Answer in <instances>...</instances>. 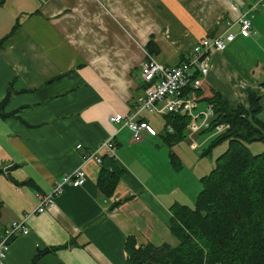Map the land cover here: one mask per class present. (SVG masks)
Masks as SVG:
<instances>
[{
	"label": "crops",
	"instance_id": "1",
	"mask_svg": "<svg viewBox=\"0 0 264 264\" xmlns=\"http://www.w3.org/2000/svg\"><path fill=\"white\" fill-rule=\"evenodd\" d=\"M244 10L251 13L247 36L239 34L238 15ZM222 32L234 38L222 51L209 52L207 74L194 71L198 84H191L190 92L196 94L197 111L213 92L234 106L247 105L248 92L258 90L264 120V0L0 3V101L10 87L2 110L15 111L0 115V234L30 213L28 233L10 242L5 264H30L44 248L54 251L37 264H125L128 236L137 247L177 244L169 230L170 207L194 205L206 169H197L199 161L180 146L175 152L184 151V165L190 159L193 164L173 168L162 114L161 123L146 111L139 115L156 131L139 141L108 115L132 110L144 93L140 68L149 44L158 62L176 66L200 39ZM200 133L205 132L195 139L203 146L207 136ZM111 136L113 162L122 173L106 196L97 185L102 162L83 156ZM101 154L111 157L106 150ZM78 167L87 174L85 183L66 185L52 208L32 212L35 192H50L63 173Z\"/></svg>",
	"mask_w": 264,
	"mask_h": 264
},
{
	"label": "trees",
	"instance_id": "2",
	"mask_svg": "<svg viewBox=\"0 0 264 264\" xmlns=\"http://www.w3.org/2000/svg\"><path fill=\"white\" fill-rule=\"evenodd\" d=\"M148 46L149 53H153L152 45ZM191 88L188 85L184 94ZM10 92L8 87L0 101L3 117L15 113L2 110ZM262 98L258 90L248 92L247 105H230L218 92L204 98L207 105H211L213 115L210 127L203 131L211 134L221 123L228 124V128L211 135V144L202 154L209 153L213 144L222 140H227V148L216 158L211 171L200 177L201 189L194 205L174 203L170 207L169 230L177 244L137 247L135 239L128 236L125 264H264V151L253 153L247 146L254 140L264 142V120L260 117ZM163 119L162 136L168 146L186 136L187 115L170 112L164 114ZM168 125L172 127L171 132L166 129ZM170 160L173 167L180 166L173 152H170ZM121 173L114 165L113 156L104 155L97 178L99 190L106 196L111 195ZM17 183L22 185L28 181ZM51 251L54 249H38L30 264H37L41 256Z\"/></svg>",
	"mask_w": 264,
	"mask_h": 264
},
{
	"label": "built area",
	"instance_id": "3",
	"mask_svg": "<svg viewBox=\"0 0 264 264\" xmlns=\"http://www.w3.org/2000/svg\"><path fill=\"white\" fill-rule=\"evenodd\" d=\"M239 34L247 36L251 32V13L242 11L238 15ZM234 38L230 32L218 33L212 37H204L196 43L189 56L176 66H166L158 62L153 56L147 54L145 61L141 63V78L145 82L144 93L136 99L135 107L125 114L119 112L108 115V120L118 127L126 126L131 131V138L134 141L142 139L145 133L156 134V131L149 123L139 117L143 111L149 114H167L185 111L189 116L186 129V137L197 148L199 143L195 136L202 130L210 127V119L213 115L211 105H206L202 110L197 111V97L194 91L184 94L188 85L197 87L193 82L194 71L202 75L208 72L209 52L222 51L228 41ZM191 85V86H192ZM228 124H217L211 135H217L225 131ZM166 129L171 132L172 127ZM210 135V136H211ZM112 136L104 140L98 147L89 150L83 156V160H93L97 164L102 162V150H106L110 156L114 155L115 146L111 141ZM87 174L81 167L70 172L63 173L56 180L48 193L35 192L37 205L32 212H42L55 205L56 196L60 195L66 185L77 187L85 183ZM30 213L23 215L20 220L14 221L0 234V264H5L6 249L10 239L18 234L28 233L26 219Z\"/></svg>",
	"mask_w": 264,
	"mask_h": 264
},
{
	"label": "rangeland",
	"instance_id": "4",
	"mask_svg": "<svg viewBox=\"0 0 264 264\" xmlns=\"http://www.w3.org/2000/svg\"><path fill=\"white\" fill-rule=\"evenodd\" d=\"M155 117H157V120L161 123V116L159 114H153ZM205 133H200L202 135H204L203 138H205L207 136V143H205L203 146H199V148H195L192 146V143L190 142V140L185 136L183 138H181L179 141L175 142L174 144H172L170 147V152H175L178 151V147H183L186 151H189V154L191 156L192 159L198 160V164H197V169L201 170V169H206V174H208L211 169L214 167L215 165V160L216 158L226 150L228 142L227 140H222L219 141L218 143L213 144V146L211 147L209 153L207 154H202V150L207 148V146L209 145V143L211 144V141H209V137H210V132L207 131H203ZM208 134V135H207ZM165 143V142H164ZM166 146H168L165 143ZM247 146L249 147V150L253 153H259L264 151V142L261 140H254L251 142L247 143ZM181 152V153H180ZM179 153H176V156L178 155L180 160V166L178 168L173 167L174 169H180L181 167L183 168H188V166L191 168L193 161L192 159H190V163L188 165H184V162L182 160L183 155H185L184 151L181 149ZM174 153V154H175ZM203 174V175H206ZM201 175V176H203ZM198 183V188L199 190L201 189V184H200V178L199 181H197ZM193 206V205H192ZM190 206V207H192Z\"/></svg>",
	"mask_w": 264,
	"mask_h": 264
},
{
	"label": "bare ground",
	"instance_id": "5",
	"mask_svg": "<svg viewBox=\"0 0 264 264\" xmlns=\"http://www.w3.org/2000/svg\"><path fill=\"white\" fill-rule=\"evenodd\" d=\"M194 78V77H193ZM1 114V113H0ZM3 114V113H2Z\"/></svg>",
	"mask_w": 264,
	"mask_h": 264
}]
</instances>
